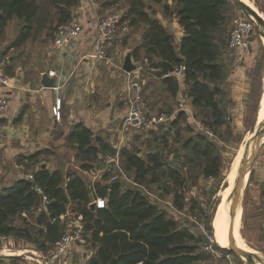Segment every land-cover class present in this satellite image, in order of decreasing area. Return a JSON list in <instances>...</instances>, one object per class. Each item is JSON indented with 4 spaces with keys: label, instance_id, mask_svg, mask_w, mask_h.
<instances>
[{
    "label": "trees",
    "instance_id": "obj_1",
    "mask_svg": "<svg viewBox=\"0 0 264 264\" xmlns=\"http://www.w3.org/2000/svg\"><path fill=\"white\" fill-rule=\"evenodd\" d=\"M120 1L99 2L102 7L112 9ZM163 1L127 0L123 17L128 20L126 26H145L142 41L131 54L136 59L142 55L148 59L173 99L180 86L178 77L163 75L169 72V64L173 67L185 64L188 97L198 110L194 115H201L202 123L213 134L193 129L182 141L175 139L179 145L174 147L167 134L184 114L181 109L176 118L167 121L168 124L160 123L148 129L152 132L155 128H163L165 132L156 134V146L143 154L141 148L124 146L118 150L84 123H77L69 139L76 143L81 168L90 170L93 163L101 165L108 155L118 154L123 170L137 184L111 186L108 180L112 170H106L90 187L77 171L50 170L42 164L31 168L29 161H37L35 156H22L19 163L32 170L34 178L22 175L0 190V235L35 240L40 249H50L67 230V214L71 211L84 223L83 234L94 248L87 264H109L112 260L113 264H198L206 258V253L200 249L203 239L187 222L180 224L168 215L167 209L152 201L143 186L149 189L155 184L161 189L162 197L171 196L178 210L187 209L204 216L208 233L212 235L209 214L205 213L198 198L188 199L187 192L199 175L217 176L224 167L225 151L219 137L224 138L222 128L231 133V121L229 101L219 81L225 76L224 55L230 49L232 14L239 5L234 0H172V5L166 3L164 13L174 12L184 31L176 43L175 36L154 10V5ZM78 3L79 0H0V32L10 20L17 18L22 24L11 47H20L40 29H46L51 38L58 25L73 19V7ZM258 107L259 100L257 110ZM174 133L177 136V132ZM36 184L49 198L45 207L41 194L35 189ZM99 196L107 199V205L94 212L90 203ZM16 219H21L24 225H16ZM215 248L228 252L221 246L215 245ZM5 259L13 261L16 258L0 256V261Z\"/></svg>",
    "mask_w": 264,
    "mask_h": 264
},
{
    "label": "crops",
    "instance_id": "obj_2",
    "mask_svg": "<svg viewBox=\"0 0 264 264\" xmlns=\"http://www.w3.org/2000/svg\"><path fill=\"white\" fill-rule=\"evenodd\" d=\"M249 1L264 16V0ZM166 3L172 5L173 1L164 0L161 4H155L154 10L168 31L175 36L176 43H179L184 31L174 12L170 15L164 13L163 6ZM108 10L110 9L104 8L100 4L99 7L92 8L87 5V1L79 0V3L73 7L74 17L72 20H80L84 29L68 49L57 48L52 37L49 38L50 42L46 44L45 51L38 52L37 55L30 52L0 57V63H3V69L9 77L8 83L3 87V93L8 98V107L4 113L0 114V190L22 176L23 170L19 165L23 163L18 161L22 156L34 155L37 159L39 156H45L48 153L60 154L59 151H64L68 144L71 145V151H75L77 156L76 143L69 139L71 131L77 123H84L94 133L105 137L117 149L128 145L129 136L122 143L120 139L121 125L129 110V102L127 101L128 75L126 71L123 69L125 77L120 78V82L114 77L115 72L109 75L104 72L106 63L112 60L111 57L98 62L88 58L81 59L84 54L96 49L99 40L98 16ZM241 11L242 9L239 7L234 9L232 25ZM123 27L125 31L129 30L126 24H123ZM112 42L109 43L108 47ZM253 42L254 40L250 43L248 51L241 53L239 50L229 49L224 55L225 76L219 81V85L222 93L229 101L228 112L230 121L234 125L243 123L246 119L253 94L257 64ZM31 56L36 57L32 58ZM50 69H56L62 75L61 81L59 80L63 85L61 89L63 98L61 122L56 121L51 111L55 97L54 91L52 87H45L42 84V74L48 73ZM151 69L158 71L154 67ZM139 72L136 71V74L141 79ZM154 74L156 75V73ZM184 79V75L178 77L180 86L174 99L166 92L172 103L174 101L180 105L184 101L186 104V99H189L188 86ZM146 80L148 79L142 76V84ZM149 85H145L144 94L149 90ZM171 102L170 105H172ZM190 105L193 106L191 101ZM116 124L117 126H115ZM79 161V165L73 163L70 166L65 161L59 166H50V162L44 159L40 164L45 165L50 170H74L78 173L81 170L93 175L95 179L98 177L90 183L87 182L90 187H93L107 170L106 159L101 165L93 163L94 166L90 170L82 169V161ZM260 161V159L256 160L251 169V177L247 180L246 190L251 195L247 202L248 214L246 215V207H244V215L245 219L247 216V221L250 220V227L257 224L256 226L264 228V222L262 223L264 221V166ZM239 213L241 229V209ZM67 215L70 222L73 214L68 211ZM247 230V235L251 236L250 228L248 227ZM14 238L11 235L6 236V239L0 238V244L7 245L6 247L12 246ZM89 245L88 241L85 243L73 242L57 264H87V260L94 253L93 246L91 249L88 248ZM253 245L258 247L254 243ZM52 248L53 246L50 250ZM4 261H6L4 264H11L8 259Z\"/></svg>",
    "mask_w": 264,
    "mask_h": 264
},
{
    "label": "rangeland",
    "instance_id": "obj_3",
    "mask_svg": "<svg viewBox=\"0 0 264 264\" xmlns=\"http://www.w3.org/2000/svg\"><path fill=\"white\" fill-rule=\"evenodd\" d=\"M100 1V0H99ZM250 2V1H249ZM251 3V2H250ZM252 4V3H251ZM127 0H122L119 2L118 5H115L112 7L114 10H118L120 12H124L126 10ZM253 5V4H252ZM254 6V5H253ZM241 8L240 6H238ZM256 9V8H255ZM257 10V9H256ZM22 21L14 18L8 22V24L5 26L2 32H0V57L5 56H11L14 54H25V53H33V55H37L38 52L45 51L46 44L50 42L49 37L47 36V30L46 29H40L38 32H35V37L28 39L24 44H22L20 47L11 48V43L14 41L15 37L20 31ZM145 26L143 24H140L138 27L131 28L129 27L128 31L124 30L123 24L120 27V31L118 33V36L114 37L112 40V44L107 47V54L108 57L112 60L110 62L106 63V70H104L106 75H109L110 73L115 72L114 77L121 82V79L125 77V71L123 70L122 66L124 63V59L128 54H131V52L134 50V48L142 41V36L144 33ZM261 31H259L258 28L255 27L254 29V50L256 51V63H257V69H256V77H255V83L253 87V95L252 100L250 101V105L248 108V114L246 119L243 123H239L237 125L230 124L231 133L224 131L225 128H222L224 138L219 137L220 142L224 149V167L222 169V172L213 177H205L203 175H199L196 182L194 184H191L188 188L187 196L188 199L191 197H196L199 199V201L203 204L205 213L209 214L210 217V224L213 225V217L215 211L219 207V202L221 200H224L225 195H220L224 187L231 186L232 182L234 181L235 177L237 176L238 172L241 171L242 168L238 169L236 175L232 178L230 177V174H232L234 170V162H235V156L237 155V151L239 149V146H241L242 142L244 141L245 134H248L249 132H252L255 127H257V104L259 100V96L261 91L263 90L264 86V45L262 41V35ZM52 38V37H51ZM44 41V42H42ZM110 42V43H111ZM32 58H35L36 56H31ZM143 55L139 58L142 59ZM133 61L137 60L135 57L132 56ZM154 73L157 72L151 69L150 64L146 65L144 69H142L138 74H141V80L142 76L144 78H147L142 84L143 92L145 85H149V90L144 94L142 92L141 99H140V105L144 113L149 115L159 114L165 111V113L172 114L173 119L178 116L177 112L181 111L180 105L171 102V98L168 96L166 91L164 90V87L161 83V78L157 77ZM185 77V76H184ZM121 78V79H120ZM127 101L129 100V95H127ZM170 102L172 105H170ZM121 103V101H120ZM188 104V105H187ZM187 105V106H186ZM186 110H184V114L179 117L176 124L174 125L172 131L168 132V137L170 140H173V146L177 147L179 143H176L174 140L179 139L182 141L189 135H191V132L193 129H200L198 128L196 121H201L202 116L196 117L194 114L198 112V110L195 109V107L190 105V99H186L185 104ZM128 113V112H127ZM202 122V121H201ZM117 126V124L115 125ZM175 132H177V136H175ZM165 130L163 128H155L154 131L149 132V130L145 129H137L135 127H131L130 133H129V141H128V147L131 149H138L141 148L142 153H146L148 149H152L156 146L157 142L156 134L161 135L164 133ZM264 137L260 140V150L257 155H255V159L253 162H256V160L260 159V151H262V148L264 147ZM263 144V145H262ZM262 145V147H261ZM256 148V147H255ZM255 151V150H254ZM60 154H52L48 153L45 156H39L37 158V161H29L31 168L39 166L40 162L44 159H46L48 162H50V166H59L61 163H64L65 161L71 164L77 163L80 164V159L75 155V151H71V145H66V149L60 150ZM79 159V160H78ZM243 160H241L242 162ZM252 165V166H253ZM241 167V166H240ZM253 168V167H252ZM251 168V169H252ZM13 169V166H12ZM28 169V168H27ZM30 170V169H28ZM231 173H230V172ZM252 172V171H251ZM251 172L249 173L248 179L251 177ZM7 173V172H6ZM79 173L84 177L86 182L90 183L93 181V175L88 174L84 171L79 170ZM98 179V177L96 178ZM95 179V180H96ZM131 179V178H129ZM247 179V180H248ZM122 182L125 183L124 186H128L132 183L126 178H122ZM1 182V178H0ZM247 181L242 188L240 195L237 199V204L235 207L236 213L235 218L233 216V213L230 210V206H222L226 210V214L228 215L229 224L231 227L239 231L238 233L241 234L243 237L241 243L249 246L250 248H254L253 252L258 255L253 256V263L264 264V239H262V236H264V228L262 226H256L257 224L251 225L250 227V220L247 221V216L245 219L244 211L246 210V215L248 214L247 210V202L250 198V193L248 190H246ZM149 190L153 192L154 195L157 196V198L153 199L152 201H156L161 207L167 209L168 215L175 217L180 224H184L185 222L188 223V225L196 232V234L201 233L199 231V228L194 221L196 219L201 224H206L205 217H200L196 213H191L190 211L186 210H178L175 209L173 206L169 204L171 202V196H161V189L155 185L151 184L149 187ZM221 207V209H222ZM244 207L246 209L244 210ZM221 209L219 211V214L221 212ZM240 209L242 210V217H241V229H240ZM34 220V219H32ZM16 225H24L21 219H16L15 221ZM264 221H262L263 223ZM195 224V225H192ZM206 227V225H205ZM250 228L251 236L247 235L248 230L247 228ZM207 228V227H206ZM33 234H36V232L31 229ZM241 232V233H240ZM35 236V235H34ZM212 240L211 243L214 245H217L220 247L218 242L216 241V237L214 234V230L212 233ZM14 243L12 246H9L7 248H10V250L5 248V245L3 246L0 244V252L1 253H8L11 254L12 257H15L16 259L13 262L23 261V262H31V255L35 253L34 251H39V253H43L46 255L50 254V249L42 250L39 248L38 243L35 240H26L25 238L21 237H15ZM244 239V240H243ZM259 241V242H258ZM262 241V242H260ZM253 243L258 246L254 247ZM88 248L92 249L91 244L88 246ZM259 248V249H256ZM200 249L201 251L206 253V258L204 260H201L198 262V264H228L227 259L223 256H220L221 254H225L224 251L217 248L216 253L208 252L205 250V242H200ZM11 252V253H10ZM234 259H237L241 264H247L244 262L243 258L241 259L238 257L234 252H232ZM28 255L29 257L22 258V256ZM30 259V260H29ZM4 261H0V264H4Z\"/></svg>",
    "mask_w": 264,
    "mask_h": 264
},
{
    "label": "built area",
    "instance_id": "obj_4",
    "mask_svg": "<svg viewBox=\"0 0 264 264\" xmlns=\"http://www.w3.org/2000/svg\"><path fill=\"white\" fill-rule=\"evenodd\" d=\"M87 1V5L92 8L99 7V0H85ZM124 12H120L118 10L110 9L98 16L97 21V30L99 33V40L96 46V49L90 53H86L83 55L81 59L88 58L94 62H98L101 60L109 59L107 54V47L110 41L118 36L120 31V27L122 24H127L128 20L123 19ZM84 25L80 20H71L66 23H62L57 26L56 31L53 36V43L59 49H68L72 43L79 37L80 33L83 31ZM255 29V25L252 20L243 12L239 13L237 18L234 21V24L229 33V41L228 46L233 48L234 50H239L241 53L244 51H248L249 45L251 41L249 37L252 35ZM136 68L132 71H126L128 75V95H129V110L128 113L125 115L122 125H121V133L120 139L121 143L125 141V139L129 136L131 127H135L137 129H145L148 130L160 123H165L172 119V114H168L165 112H161L159 114H152L147 116L141 108L140 99L143 92L142 82L139 76H137L136 71H141L144 69L146 65L149 64V61L146 57L142 59H137L134 61ZM186 66L185 64H180L174 67L173 71H169L168 73L164 74L163 76L167 75H174L177 77L183 76L185 74ZM48 74L55 79V85L52 87L54 91V102L51 107V111L53 117L56 119L57 122H61L63 118V98L61 95V89L63 85L61 81L62 75L56 69H50ZM9 81V77L6 75L3 69V63H0V114L4 113L8 107V98L3 93V87ZM180 110H186L185 102L180 103ZM196 124L200 130L205 131L209 135H212V131L208 129L201 121H196ZM119 150V148H118ZM260 163L264 166V150L260 152ZM106 169L112 170L113 174L109 178V182H114L117 180H122V178H126L129 181L130 177L125 173L123 170L119 155L116 154L115 156H107L106 157ZM19 167L23 170L22 175L33 179V171L28 170L23 164H20ZM133 184H137L132 181ZM146 194L152 199L157 198L156 195L153 194L148 188L144 187ZM35 189L38 193L41 194L43 207L49 202L48 196L45 194L43 188L39 185H35ZM92 202H95L96 209L105 207L107 205V199L105 197H97ZM91 202V203H92ZM90 203V204H91ZM171 206L173 204L169 202ZM174 207V206H173ZM175 208V207H174ZM177 209V208H175ZM196 222L199 231L209 237V241L205 242V250L208 252L216 253V249L213 248V244L211 243L212 236L208 233V229L205 227L204 224H201L196 219ZM84 223L78 220L75 215H72V220L68 223L67 230L63 233L62 237L53 243V248L50 250V254L46 255L43 253H39V251H34L31 256V262H13L11 264H57L59 260H61L69 246L75 242L79 241L81 243L86 242V237L84 236ZM1 239H6L5 235H0ZM3 250H10V248L6 247ZM11 253V252H10ZM227 259L228 264H241L237 259H234L233 254L231 252H225V254H221ZM29 257L28 255L22 256V258ZM30 260V259H29Z\"/></svg>",
    "mask_w": 264,
    "mask_h": 264
},
{
    "label": "water",
    "instance_id": "obj_5",
    "mask_svg": "<svg viewBox=\"0 0 264 264\" xmlns=\"http://www.w3.org/2000/svg\"><path fill=\"white\" fill-rule=\"evenodd\" d=\"M234 1H236L238 3V5L241 7L242 11L252 20L255 27L258 28L259 31H261V33H264V16L258 10H256L253 6H251L249 3H247L246 1H244V0H234ZM253 33H254V31H253ZM253 33L249 37V40L251 42L255 38ZM231 50H233V48H231ZM167 64H168V62H167ZM135 68H136V65L131 59V54H128L124 60L123 69L125 71H132ZM173 69H174V67L169 64V71H173ZM42 84L45 87H54L55 79H54V77L50 76L47 72H44L42 74ZM263 99H264V86H263V90H262L260 98H259V107H258L257 113H259L264 108ZM263 132H264V120L259 125L257 124V127H255V129L252 131L251 137L247 140V142L245 144L244 158L242 157L244 159V161L241 162V167H240V164H238L237 168L238 169L242 168V169H241L240 174H239L236 182L234 183V185H233V187H232V189H231V191L227 197V200H226V204L230 206V210L233 213L234 218H235V213H236L235 207L237 204L238 196L240 195V192H241L242 188L244 187V185L247 181V180L245 181V175H246V173H250L251 168L253 167L252 165H253V162L255 159L254 148L256 146L257 140L262 136ZM238 151H239V149H238ZM238 151H237V155H238ZM237 155L235 156V158L237 157ZM43 166H45V165H43ZM248 176H249V174H248ZM122 184H123L122 180H117V181L109 183V185H111V186H122ZM95 206H96L95 202H92L90 204V208L94 212L96 211ZM217 210L214 213L213 220H215V218H216ZM198 236L201 237L204 242L209 241V237L202 234V233H199ZM220 246L225 248L228 252H231V253L234 252L241 259L243 256L247 257L250 260V264H254L253 263V256L258 257V255H256L255 253H252L251 251H248V249L240 247L236 243H232L229 246H222V245H220ZM213 248L216 249L215 245H213ZM0 256L12 257L11 254L1 253V252H0ZM109 264H113V260Z\"/></svg>",
    "mask_w": 264,
    "mask_h": 264
},
{
    "label": "bare ground",
    "instance_id": "obj_6",
    "mask_svg": "<svg viewBox=\"0 0 264 264\" xmlns=\"http://www.w3.org/2000/svg\"><path fill=\"white\" fill-rule=\"evenodd\" d=\"M244 1H246L251 6H253L249 2V0H244ZM261 35H262L261 37H262V41H263V45H264V33H262ZM263 103H264V99H263ZM263 120H264V108L258 113V115H257V122L256 123L259 125ZM251 133L252 132H249L248 134H245L244 141L245 140L246 141L245 142H242L241 146H239L238 155H237V157L235 159V162H234V167H233L234 170H233L232 174H230V177L229 178H232V177H234L236 175L238 164H240V166H241V160L244 161L243 158H244L245 144H246L247 140L251 137ZM263 137H264V132H263L262 136L257 140L256 146H255L256 148H254V150H255L254 151V155H257L258 154V152L260 150V140ZM239 174H240V171L238 172V174L235 177L234 181L232 182L231 186L224 187V189L220 193V195L221 194L222 195H225L224 196L225 199L224 200H221V202L219 204L216 218H215V220H213V230H214V234H215V237H216V241L218 242L219 245L229 246L232 243H236L240 247H243L245 249H248V251H251L252 253H254L253 250H252V248H250L249 246L241 243L242 237L238 233L239 231H237L236 229H234L233 227L230 226L229 220H228V215L225 213L226 210L224 209V207H222V206L229 207V205L226 204V200H227V197H228V195H229V193H230V191H231L234 183L236 182ZM248 174L249 173H246V175H245V181L248 179ZM221 207H222V209H221ZM220 209H221V212L219 214ZM242 258H243V260H244L245 263L250 264V260L247 257L243 256ZM259 264H262V263H259Z\"/></svg>",
    "mask_w": 264,
    "mask_h": 264
}]
</instances>
